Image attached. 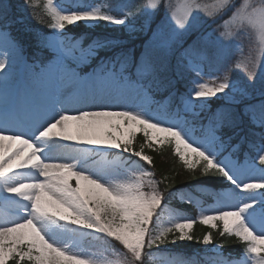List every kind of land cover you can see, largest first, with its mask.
<instances>
[{"label":"snow or ice","instance_id":"snow-or-ice-1","mask_svg":"<svg viewBox=\"0 0 264 264\" xmlns=\"http://www.w3.org/2000/svg\"><path fill=\"white\" fill-rule=\"evenodd\" d=\"M38 6V0H23L18 15L10 0H0V85L5 88L4 73L22 58V46L11 29L23 23L25 9ZM161 11L169 27L167 52L142 54L135 80L124 72L105 71L117 62L126 67L127 57L102 59L100 71L88 78L91 87L76 90L87 81L66 68L65 60L72 56L87 61L112 41L97 38L82 48L79 38L66 34L68 26L100 21L130 26L140 16L146 26ZM44 13L55 39L38 34L37 42L55 50V63L41 67L40 98L28 105L5 102L0 108V197L16 212L15 218L0 221V264H140L145 248L193 241L197 222L244 245L237 257L225 254L223 244H213L210 231L202 241L195 238L213 246L219 257L214 264H264V136L253 145L256 156L240 164L231 157L241 144L217 134L222 121L212 123L197 138L179 107L154 110L149 103L154 88L172 83L170 72L192 74V87L181 100L184 113L195 117L197 102L203 106L212 98L227 97L232 102L239 98L247 111L260 112L259 124L264 128V0H119L111 6L74 3L68 7L60 0H44ZM244 38L251 44L246 56ZM76 51L79 56H74ZM236 53L238 58L228 63ZM169 55L175 56L174 67ZM221 70V75H213ZM237 70L245 73L246 82L232 78ZM257 91V103L248 102ZM98 97L124 98L130 103L87 106L88 100ZM137 132L143 133L150 148L153 143L171 145L173 154L193 174L227 181L229 189L218 194L217 207L202 209L196 217L169 208L167 199L176 194L184 199V194L173 189L166 196L154 172L141 164L150 166L152 157L144 153L143 145L140 151L132 147ZM54 148L68 154L53 155ZM226 149L230 150L227 156L223 155ZM113 150L127 153L128 158L113 157L118 161L115 168L89 164L92 155L107 161ZM85 236L118 242L124 251H115V259L88 252L80 247ZM171 264L192 262L176 259Z\"/></svg>","mask_w":264,"mask_h":264},{"label":"trees","instance_id":"trees-1","mask_svg":"<svg viewBox=\"0 0 264 264\" xmlns=\"http://www.w3.org/2000/svg\"><path fill=\"white\" fill-rule=\"evenodd\" d=\"M13 4L12 11L19 15L18 9L23 5V0H10ZM64 6L68 7L74 3L91 4L98 3L102 6H111L119 2V0H60ZM39 6L36 8L25 9L22 13L23 23H17L11 29L13 37L20 42L21 46L26 50V56L29 61H39L46 63L52 59L50 49L47 47L38 46L37 36L38 34L46 36L52 31L47 28V24L50 23V19L44 13V0H38ZM35 14L43 22L38 23L36 19H32L29 13ZM138 27L135 36L127 34L124 30L119 31L111 27H98L90 28L84 24H77L76 26H68L66 34L79 38L81 41V47L87 48L93 40L97 38H107L112 41V44L107 48H102L98 51L97 55L92 60L84 64L82 70L84 71H100L98 67L102 59H116L119 60L122 57H127L126 67H121L120 63L110 64L107 69H113L115 73L122 71L127 72L133 79H137L136 65L141 60L142 54H155L157 56L163 55L165 52L161 48L151 47L146 44L144 35L147 33L143 31L145 29L144 18L138 17L135 23L132 25ZM195 38L193 33L187 39L190 43ZM67 43V42H66ZM39 53V55H37ZM75 54H79L78 51ZM168 61L171 66L175 65V56L169 55ZM178 76L173 73H169V78L172 83L159 89L154 88L151 91L152 96L158 103L165 102L169 111H175L178 107L181 110V100L186 96L190 86V76ZM234 77H239L233 75ZM258 97L248 98V102L257 103ZM210 107L205 114H199L197 118H194V123L202 126H209L217 121H222L223 125L219 129L221 137L226 138L225 141L231 137L232 144H241L239 152L234 155H254L255 149L253 145L260 143V138L264 134V128L260 127V112L257 110L254 113L247 111L244 104H232L214 99L209 102ZM182 112V110H181ZM180 112V114H181ZM182 115V114H181ZM188 117V115H185ZM143 145V151L148 156L152 157V164L149 166L145 162L141 161V164L150 171L154 172V179L161 181L159 187L165 191V195L172 191L177 190V193H183L184 199H181L180 194L173 195L165 202L168 206L184 211L192 217L197 216L199 205L208 204L214 199L218 191L227 188L228 183L214 175L209 177H203L199 172L193 174L186 170L178 157L173 154L171 145H165L161 147H149L145 143L143 135L139 134L134 140L133 148L136 151L141 150ZM229 150V149H228ZM230 151V150H229ZM122 155L125 159L128 158L127 153H117L113 150L109 154L111 160L115 156ZM132 159H137L132 157ZM211 232L213 236V242L223 244L222 251L232 253L234 256L239 255L244 245L240 243L234 236H221L219 230L210 229L207 226L201 225L197 222L192 230L194 237L193 243L174 246L168 249L162 250L164 257H170L173 260L176 259H188L193 264H209V260H216L219 257L216 252L203 253L201 243H198L195 238L200 240L204 234ZM93 243H100L101 241L96 239L90 241ZM105 242V241H104ZM106 247L113 249H122V246L115 241L105 242ZM191 256V257H190ZM150 254H143L140 264H156V259H151ZM175 258V259H174ZM10 264L13 262L10 261ZM26 264V262H24Z\"/></svg>","mask_w":264,"mask_h":264},{"label":"rangeland","instance_id":"rangeland-1","mask_svg":"<svg viewBox=\"0 0 264 264\" xmlns=\"http://www.w3.org/2000/svg\"><path fill=\"white\" fill-rule=\"evenodd\" d=\"M91 4H94V3H91ZM96 5H98V3H96ZM81 23L87 27H90V28L111 27L114 29H118L119 31L124 30L125 32H127V34H130L131 36H135L136 32L138 30V27H134L132 25H130V26H119V25L109 24V23L103 22V21L96 22V23L79 22L78 24H81ZM143 31L147 32L144 35V38L146 39V44L150 45L151 47L161 48L164 52H167L166 45L170 43V36H169L168 23H167V21L164 20L163 11H161V12L157 13L155 16H153L150 19V21L148 22V24L145 26V29ZM46 36L51 38V39H55V34L53 32H51L50 34H48ZM242 43H243V55L246 56L249 54V48L251 47V44L247 38H244L242 40ZM49 49H50V52L53 56L52 60L48 61L47 63H40V62L31 63L27 59L26 50L22 47V58L17 59L15 64L12 67L8 68L7 71L4 73V76L7 77L8 82H7L6 88L4 86L1 87V89H3L4 92L0 95V108H2L4 103H5V102L3 103V99H6V102L8 103V105L11 106V105H28V104L33 103L34 101H37L40 98L41 91L43 88V85L40 83L41 67L45 64L55 63V50L51 49V48H49ZM239 55H240L239 53L233 54L230 57V60L228 61V63L234 62L238 58ZM74 56H79V54L74 53ZM92 58L88 59L87 61L80 62V61L74 59L72 56H69L65 60V67L66 68H69V69L75 71L80 77L84 78V80L87 81L86 84H82L79 86L78 89H76L78 91H81L82 89L87 90L91 87V81L88 78L93 76L94 71H90V70L84 71L81 68L84 66V64L89 63L92 60ZM105 71L114 72L113 69H107ZM204 71H205V74L207 76V73L209 71L207 66H205ZM95 72H99V71H95ZM122 72H124L125 75H129L125 71H122ZM221 74H222V70H221V72H214L213 73V75H221ZM231 75H232V78L236 79L238 82H246V80H247L246 75L242 70L234 71ZM233 75H236L239 77H234ZM194 78L195 77L193 75L190 76L189 89L192 87L191 80ZM259 86H260V81L257 80L255 87L259 88ZM113 95H115V93H113ZM253 96L258 97L259 92L257 91L254 95L250 94L248 96V98L253 97ZM214 99H217V98H212V99L204 102L203 106H200V102H197V104H198V106L196 108L197 115L195 117H193L190 113H188V114L184 113L183 106L181 105V110H182L181 114H182V116L188 115V117H186V118L189 120L190 126L193 127V129H194L193 134L197 138H200L201 136H203L210 125L209 126L206 125V126L201 127L200 125L195 124L194 121H192V120H194V118H197V116L199 114H201V113L205 114L206 112H208V108L210 107L209 102L211 100H214ZM98 100H99V98H97L94 101L91 99L88 100L87 106L88 107H95L94 105H98V106L108 105V106H112V107H120V106H124V105H127L130 103V100L124 99V98L104 99V101L102 100L100 102H98ZM219 100L224 101V102H228V103H232V104H241V103H239V98H237L236 102L230 101L229 98H227V97H221V98H219ZM98 103H100V104H98ZM149 103L154 110L158 109L160 107H164V106L167 107L165 102L158 103L156 101V99H154V97L152 96L151 93H150ZM79 106L80 105H77V107H79ZM13 130L15 131V129H13ZM139 134L143 135L142 132H137V135L135 136L134 140L136 139V137ZM217 134L219 135V133H217ZM262 136H264V134ZM222 139H223V137H222ZM223 140H226V138H224ZM145 143L148 145V143L146 141H145ZM133 144H134V141H133ZM165 145H168V144L159 145V144L153 143L152 147H161V146H165ZM84 150L90 151L87 148H85ZM52 154L64 157L68 153L65 150H62L59 148H54ZM223 155H225V156L229 155V150L226 149L223 152ZM255 156H256V152L254 155H250V156L249 155L239 156L238 154L237 155L233 154L231 158L236 159L239 161L240 164H243L246 159H250V158L255 157ZM68 162H70V161H68ZM88 162L90 165L94 164L95 167H108V166H110V167L115 168L118 165V161H115L113 159L106 161L99 155L90 156L88 158ZM256 165H257V168L261 167L259 165L258 160L256 161ZM147 170H149V169H147ZM255 174L259 175V172H256ZM246 175H249V174H246ZM111 178L118 179L120 177L119 176H113ZM74 183L75 182L73 181V184ZM228 189H229V186L227 188L219 190L218 194L222 195V194L226 193L228 191ZM218 194L215 195L214 199H212V201L210 203L205 204V205H199V209L197 211V216L200 214L202 209L211 210V209H214L217 207V199L219 198ZM168 207L171 209H174L170 206H168ZM175 210H177V209H175ZM177 211H179V210H177ZM179 212L182 213L183 215L192 217V215H190L184 211H179ZM15 216H16L15 210L10 209V207L3 201L2 197H0V221L6 220V219H13V218H15ZM171 239H172V236L170 235L169 241H171ZM202 239H201V241H202ZM93 240H96V239H93L91 236H85L80 241V247H82L84 250H86L88 252L97 253V254H104V255L108 256L109 258H112V259L116 258L113 255V253L115 251H124V250H120V249L117 250V249H113L110 247H106L104 245V244H106L105 243L106 241L104 242L103 239H98L101 242L96 243V244L93 242H90ZM190 243H193V241L177 240V242L175 244H172L169 242V243H166V245L160 246L159 248H156V246H153V248L151 250H149L148 248H145L144 253L147 255L150 254L152 256L151 259H156V261H157L156 264H171V262L174 260L170 257H164L162 250L168 249V248H171L174 246L176 247V246H179L182 244L185 245V244H190ZM213 244H219V243L213 242ZM201 247H202L203 253H207V252L208 253H212V252L214 253L215 252L213 250L212 245L205 246L201 243ZM235 256L238 257L239 255H235ZM190 259L191 258H188L186 260H190ZM25 262H26V264H28L27 261H25ZM209 264H214V260H209Z\"/></svg>","mask_w":264,"mask_h":264},{"label":"bare ground","instance_id":"bare-ground-1","mask_svg":"<svg viewBox=\"0 0 264 264\" xmlns=\"http://www.w3.org/2000/svg\"><path fill=\"white\" fill-rule=\"evenodd\" d=\"M1 87H3L2 85H0V95L4 92V90L3 89H1ZM81 91H85V89H82ZM99 98V97H98ZM104 101V99H101L100 100V98H99V100H98V102H100V101ZM4 102H6V99H3V103ZM98 104H100V103H98ZM94 106H98V105H94Z\"/></svg>","mask_w":264,"mask_h":264}]
</instances>
